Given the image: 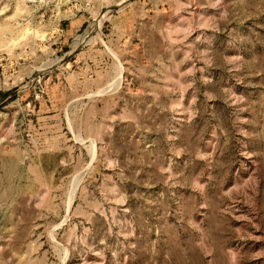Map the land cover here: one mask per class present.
<instances>
[{"label":"rangeland","instance_id":"obj_1","mask_svg":"<svg viewBox=\"0 0 264 264\" xmlns=\"http://www.w3.org/2000/svg\"><path fill=\"white\" fill-rule=\"evenodd\" d=\"M0 264H264V0H0Z\"/></svg>","mask_w":264,"mask_h":264}]
</instances>
